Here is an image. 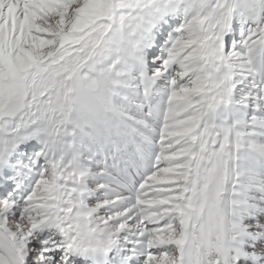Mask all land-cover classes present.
Returning a JSON list of instances; mask_svg holds the SVG:
<instances>
[{
  "label": "snow or ice",
  "instance_id": "obj_1",
  "mask_svg": "<svg viewBox=\"0 0 264 264\" xmlns=\"http://www.w3.org/2000/svg\"><path fill=\"white\" fill-rule=\"evenodd\" d=\"M0 264H264V0H0Z\"/></svg>",
  "mask_w": 264,
  "mask_h": 264
},
{
  "label": "clouds",
  "instance_id": "obj_2",
  "mask_svg": "<svg viewBox=\"0 0 264 264\" xmlns=\"http://www.w3.org/2000/svg\"><path fill=\"white\" fill-rule=\"evenodd\" d=\"M114 118L113 113L106 111V99L102 86L98 89L90 88L87 84L77 86L73 119L82 128L97 135L107 134L105 121Z\"/></svg>",
  "mask_w": 264,
  "mask_h": 264
}]
</instances>
